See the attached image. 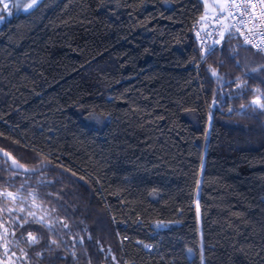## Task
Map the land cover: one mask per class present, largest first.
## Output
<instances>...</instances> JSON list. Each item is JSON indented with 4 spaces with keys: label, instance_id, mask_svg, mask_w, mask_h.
Masks as SVG:
<instances>
[{
    "label": "trees",
    "instance_id": "1",
    "mask_svg": "<svg viewBox=\"0 0 264 264\" xmlns=\"http://www.w3.org/2000/svg\"><path fill=\"white\" fill-rule=\"evenodd\" d=\"M203 10L40 0L0 24V149L47 162L0 156V190L30 202L0 194L5 264H199L198 244L203 264H264V109L241 108L264 55L229 37L203 57Z\"/></svg>",
    "mask_w": 264,
    "mask_h": 264
},
{
    "label": "snow or ice",
    "instance_id": "2",
    "mask_svg": "<svg viewBox=\"0 0 264 264\" xmlns=\"http://www.w3.org/2000/svg\"><path fill=\"white\" fill-rule=\"evenodd\" d=\"M39 3V0H30L28 3H22V0H0V21H3L5 19V13L8 16H11L13 14V10H20L25 13L29 12L31 9L37 6ZM209 6L206 4V11ZM213 7H217L219 9V12L217 15H222L224 13H227L229 17L233 16V13H239L241 16H246L248 18V21H259V24H254L253 28H249L248 31L252 33L254 36L261 37L260 43H253L252 39H250L248 36L244 37V43L245 44H251L252 47L256 48L259 51H264V47L261 45H264V0H225L223 4L213 5ZM259 8L258 13H254V10ZM205 17H202L201 19H204ZM254 29H258L259 31H254ZM236 31H239V28L236 29ZM199 36V33L197 34ZM243 35V33H241ZM221 38L224 37V32L220 33ZM220 40L213 41V45L209 46L207 49L206 54H210L212 51H214V45L220 44ZM252 72L258 71V69H252ZM213 75H216L215 70H212ZM246 87V82L242 84H238L237 88H243ZM254 92H260V89H253ZM261 98H264V93H260V96L256 99L252 100L250 104L248 105H241V108H247L252 107L253 109H264V103L261 102ZM231 111V109H229ZM5 160L8 159L9 154L7 152L3 153ZM46 161H41L40 164H38L35 168H24L23 165H20L16 160H12V163L10 165L11 169L14 170H20L23 169L24 172H32L34 173L37 171V169H40L46 164ZM10 177L9 179H11ZM2 179V177H0ZM199 183V182H198ZM25 187V185H21V188ZM2 195H4L7 198L15 199L19 195V190L16 194H13L11 192H5ZM29 196H36L37 193L30 192L28 193ZM37 223H42L43 218L36 221ZM27 223V221L25 222ZM67 227V225H64ZM28 240L31 243H37L38 238L33 236L31 233L28 234ZM52 243H55L53 241ZM145 247H149L148 245H145ZM39 255V253H38Z\"/></svg>",
    "mask_w": 264,
    "mask_h": 264
},
{
    "label": "built area",
    "instance_id": "3",
    "mask_svg": "<svg viewBox=\"0 0 264 264\" xmlns=\"http://www.w3.org/2000/svg\"><path fill=\"white\" fill-rule=\"evenodd\" d=\"M225 2L223 0L222 4ZM255 2V0H254ZM219 9L216 7L210 12L205 14V18L198 19L197 23L193 27V32L196 38L198 45L200 46L201 53L203 57L207 54V49L209 46L213 45V41L220 40L221 43L229 38V37H241L244 41V37L248 36L252 39L253 43H260L261 37L254 36L252 33L248 31L249 28H253L254 24H259V21H248L246 16H241L239 13L234 12L233 16L229 17L227 13L222 15H217ZM259 8L254 10V13H258ZM202 16V15H201ZM200 16V17H201ZM239 28V31L236 29ZM254 31H259L258 29H254ZM224 32L223 39L220 36V33ZM199 33V36L197 35ZM243 33V35H241ZM220 43V44H221ZM220 44L214 45V49L218 47ZM254 51L264 55V51H259L256 48L252 47L251 44H247ZM264 47V45H261ZM137 244L142 245L143 249L147 252H151L153 250V246L149 243H141L139 240L136 241ZM148 245L149 247H145ZM199 251V264H203L204 260L201 255V246L198 244ZM125 264H134L133 262H126ZM173 264V262L171 263Z\"/></svg>",
    "mask_w": 264,
    "mask_h": 264
},
{
    "label": "rangeland",
    "instance_id": "4",
    "mask_svg": "<svg viewBox=\"0 0 264 264\" xmlns=\"http://www.w3.org/2000/svg\"><path fill=\"white\" fill-rule=\"evenodd\" d=\"M40 1V0H39ZM30 2V0H22V3H28ZM203 4H204V9L206 10V4L209 6L207 8V11H211L213 9H215L216 7H213V5H218V4H222V0H203ZM20 10H13V13L14 12H18ZM10 16H8L6 13H5V19L3 21H0V24H2L6 19H8ZM5 192H11L13 194H16L17 192L16 191H10V190H0V194L2 195L3 193ZM4 198H7L5 197L4 195H2ZM19 201H21V203H19ZM8 203L11 205H14L16 204V208H19L21 210L23 209H27V206L30 204V202L28 201H25V196H21V194L19 193V195L15 198V199H12V198H9L8 200ZM196 207H197V204L195 203ZM10 207V206H9ZM11 208V207H10ZM41 217H43L41 215ZM48 224H50L49 221H47Z\"/></svg>",
    "mask_w": 264,
    "mask_h": 264
},
{
    "label": "water",
    "instance_id": "5",
    "mask_svg": "<svg viewBox=\"0 0 264 264\" xmlns=\"http://www.w3.org/2000/svg\"><path fill=\"white\" fill-rule=\"evenodd\" d=\"M3 153H5V151L0 149V156L4 158ZM13 159L14 158L11 155H9V157H8V159L6 161H8L10 163V165H11ZM20 170H22V169H20ZM0 264H5V263L0 259Z\"/></svg>",
    "mask_w": 264,
    "mask_h": 264
},
{
    "label": "crops",
    "instance_id": "6",
    "mask_svg": "<svg viewBox=\"0 0 264 264\" xmlns=\"http://www.w3.org/2000/svg\"><path fill=\"white\" fill-rule=\"evenodd\" d=\"M222 2H223V0H222ZM208 12H210V11H206V10L204 9V10H203V13H202V16L200 17V20H201V18L204 17L205 14L208 13Z\"/></svg>",
    "mask_w": 264,
    "mask_h": 264
},
{
    "label": "flooded vegetation",
    "instance_id": "7",
    "mask_svg": "<svg viewBox=\"0 0 264 264\" xmlns=\"http://www.w3.org/2000/svg\"><path fill=\"white\" fill-rule=\"evenodd\" d=\"M1 259V258H0Z\"/></svg>",
    "mask_w": 264,
    "mask_h": 264
}]
</instances>
